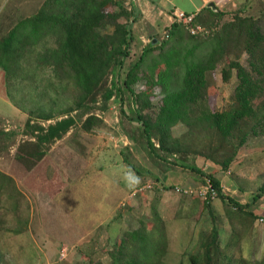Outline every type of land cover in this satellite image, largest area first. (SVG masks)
<instances>
[{"label": "rangeland", "instance_id": "374dc122", "mask_svg": "<svg viewBox=\"0 0 264 264\" xmlns=\"http://www.w3.org/2000/svg\"><path fill=\"white\" fill-rule=\"evenodd\" d=\"M217 1L226 16L218 25H209L214 31L231 21L239 9L243 15L255 16L264 10V0ZM42 2L0 0V38L19 19L32 16ZM261 20L264 25V16ZM121 22L126 23L127 19L122 18ZM154 32L161 34L157 38L166 43L158 46V42L149 56L145 64L147 76L142 72V79L131 87L136 93L147 88L151 74L148 64L152 65L169 49V34H164L162 27ZM185 43L190 45L192 41L186 37L182 40V44ZM207 47H201L203 55ZM144 50V44L135 39L131 55L118 76L121 82ZM245 61L244 55L242 62ZM23 65V75L10 87L0 69V171L7 174L12 168L21 176L25 170L20 163L12 164L16 152L13 147L22 141L35 140V135L26 127L29 120L48 126L57 119L73 115L76 125L44 150L45 155L36 166V172L29 173V180H16L19 190L27 195L19 198L18 208H15V200L3 197L0 264H88L91 261L108 264L107 253L124 238L145 243L146 234L130 233L141 228L144 222L152 228L155 213L162 219L168 236L164 264H191L195 257L200 264H205L204 245L210 242L214 230L218 234V248H213L214 264H264V196L254 203L255 196L263 192L264 187V136L251 138L238 148L228 171L199 157L194 150L163 161L147 149L146 140L134 120L135 105L127 89L115 93L106 109L102 97L97 103L76 108L77 92L71 81L55 79L51 70L39 67L35 56ZM225 67V64L219 65L206 74L205 83L198 84L213 111H222L232 103L238 85L235 71L228 82L224 81L222 69ZM114 80L113 74L109 77V87ZM162 93L161 87L155 88L153 109L146 114L158 111ZM263 100L264 92H257L252 105L255 107ZM42 105L47 112L54 113L55 120L41 119L38 108ZM89 114H94L96 120L90 130H85L83 123ZM185 132L184 125L173 130L176 137ZM203 142L198 145L205 144ZM127 158L140 169V174L126 162ZM29 167L34 166L29 164L28 170ZM192 167L205 174L215 173L227 195L241 204H252L251 207L241 212L219 198L207 200L208 180L192 171ZM148 170L153 174H147ZM129 171L139 178L138 182L130 183L132 178H125ZM160 175L167 181L162 182ZM42 205L45 207L40 211ZM46 217L71 222L66 223V229L39 228ZM45 235L61 237L65 243L47 245L48 249L44 250ZM63 252L67 257L60 260Z\"/></svg>", "mask_w": 264, "mask_h": 264}, {"label": "trees", "instance_id": "16d2710c", "mask_svg": "<svg viewBox=\"0 0 264 264\" xmlns=\"http://www.w3.org/2000/svg\"><path fill=\"white\" fill-rule=\"evenodd\" d=\"M131 1L43 0L32 16L19 19L0 38V69L4 72L7 87L23 75L24 62L35 56L39 67L51 70L55 79L73 83L77 92L76 108L97 103L102 97L106 109L115 93L127 89L135 105L136 117L133 119L146 140L149 152L160 160L168 161L172 156L194 150L199 157L228 171L238 148L251 138L264 136V100L255 107L252 105L254 95L264 92V25L261 23L264 10L255 16L243 15L239 9L231 21L214 31L210 26L218 25L226 16L214 6L196 18V23L209 31L207 36H192L184 26L174 24L168 33L169 49L159 60L148 64L151 74L147 88L136 93L131 87L142 79V72L147 76L145 64L149 56L158 42V46L166 42L154 37L140 60L126 72L125 79L119 80L136 39L132 24L137 17L134 9L129 8ZM122 18L127 22H121ZM186 37L192 41L190 45L182 44ZM204 37L208 40L205 41ZM203 45L208 46L204 55V51L201 52ZM244 55L246 61L242 62ZM223 64L226 65L222 69L224 81L228 82L235 71L238 85L232 103L222 111H213L198 84L205 83L206 74ZM113 74L115 80L109 87V77ZM156 87L163 90L158 111L146 114L153 109ZM38 111L42 120H55L54 113L47 112L44 105L39 106ZM89 115L83 123L85 130H90L95 124L96 116ZM75 125L76 117L73 115L57 119L48 126L32 120L27 122L26 127L35 135V140L29 141L27 152V165L34 166L29 167V173L34 172L41 162L44 147L46 150L62 139ZM179 125H184L186 132L176 137L173 130ZM200 142L205 144L198 145ZM126 162L129 163L128 158ZM129 164L140 174L135 164ZM191 170L205 177L217 198L223 202L241 212L251 207L252 204H241L227 195L215 173L205 174L197 167ZM147 174L153 173L148 170ZM154 179L160 181L157 177ZM262 191L255 196L254 203L264 196V187ZM4 196L7 200H15V208L20 204L19 198H24L16 180L0 171V206ZM143 233L147 235L145 243H135L127 237L110 249L108 264H164L168 236L159 214L155 213L152 228L144 222L141 228L130 234ZM217 244L218 234L214 230L212 239L204 245L205 264H214L213 248H218ZM200 263L196 257L192 258L191 264ZM88 264L103 263L91 261Z\"/></svg>", "mask_w": 264, "mask_h": 264}, {"label": "crops", "instance_id": "0c3cea01", "mask_svg": "<svg viewBox=\"0 0 264 264\" xmlns=\"http://www.w3.org/2000/svg\"><path fill=\"white\" fill-rule=\"evenodd\" d=\"M212 7H214L213 4L205 5L203 0H132L129 5L130 9L132 8L134 9V11L136 12V17H137L136 20L132 24L134 35L136 39H138V41L142 45L144 44V47H146L152 41L154 37L161 35V34L157 35V33L154 32L155 30H158L162 27V29L164 30V34L168 35V32L169 30L172 29L173 25L177 24L176 22H174L173 15H172L175 9H180L187 13H197L198 12V14L204 15L208 11V9ZM218 9L224 12V9L222 10L221 6H219ZM143 31H145V33H141ZM13 148H15L14 150L16 152L13 156L14 161L12 164L17 165L18 163H20L22 165V170H23V166L25 167V170L22 172V175L20 176L16 173L14 169L11 168L10 173H7V175L13 177L17 181L18 180L27 181L29 180V172H28L29 170H28V165L26 161L28 159L27 152L29 149V142L22 141L17 147H13ZM19 149H21L20 154H18ZM44 150H45V147L42 150L43 157L45 154ZM23 162H25V164H23ZM160 178L162 182L167 181V178H165L164 175L163 176L160 175ZM30 188L29 190L32 191L36 196H38V193L34 192ZM20 191L23 193V195L27 196L23 190H20ZM44 207L45 205H42V207L40 208V211ZM69 222L71 221H67V220L61 221L58 218L50 219L49 217H46V219L43 221V226L41 225L39 228L54 227L58 229H66L68 228L66 223H69ZM73 223H76V222H73ZM61 239H62L61 237L56 239L52 237L51 235H45L44 242H43V246H44L43 249L45 250V247L48 249L47 245H51L54 243H62V242L65 243V241H62ZM64 253L65 252H63L61 256L59 257L60 260H64L67 257L66 254Z\"/></svg>", "mask_w": 264, "mask_h": 264}, {"label": "built area", "instance_id": "2783aa9c", "mask_svg": "<svg viewBox=\"0 0 264 264\" xmlns=\"http://www.w3.org/2000/svg\"><path fill=\"white\" fill-rule=\"evenodd\" d=\"M205 5H212L216 6L217 8L220 6V2L217 0H203ZM223 2V1H222ZM173 19L174 22L177 24H180L185 27V29L192 35V36H198L202 33L208 34L209 31L204 28L203 26L196 23V18L198 15L197 13H187L180 9H175L173 11ZM207 190L205 192V196H208L207 200L215 199L217 198L216 192L212 190V187L209 182H207ZM181 191V190H178ZM64 256V255H63Z\"/></svg>", "mask_w": 264, "mask_h": 264}, {"label": "clouds", "instance_id": "9594fccd", "mask_svg": "<svg viewBox=\"0 0 264 264\" xmlns=\"http://www.w3.org/2000/svg\"><path fill=\"white\" fill-rule=\"evenodd\" d=\"M129 177L132 178V180H130V183L131 182H138L139 181V178L138 177H134V174L131 173V171H129L128 173L125 174V178L126 179L129 178Z\"/></svg>", "mask_w": 264, "mask_h": 264}, {"label": "water", "instance_id": "95a60500", "mask_svg": "<svg viewBox=\"0 0 264 264\" xmlns=\"http://www.w3.org/2000/svg\"><path fill=\"white\" fill-rule=\"evenodd\" d=\"M154 44H157L156 42H154Z\"/></svg>", "mask_w": 264, "mask_h": 264}]
</instances>
